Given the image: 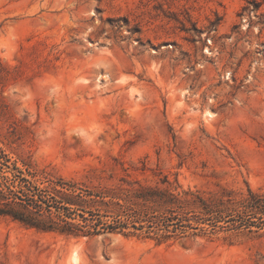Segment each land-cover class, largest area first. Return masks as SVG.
<instances>
[{
	"label": "rangeland",
	"instance_id": "obj_1",
	"mask_svg": "<svg viewBox=\"0 0 264 264\" xmlns=\"http://www.w3.org/2000/svg\"><path fill=\"white\" fill-rule=\"evenodd\" d=\"M56 178L264 201V0H0V186ZM254 204L168 241L0 216V264H264Z\"/></svg>",
	"mask_w": 264,
	"mask_h": 264
},
{
	"label": "trees",
	"instance_id": "obj_2",
	"mask_svg": "<svg viewBox=\"0 0 264 264\" xmlns=\"http://www.w3.org/2000/svg\"><path fill=\"white\" fill-rule=\"evenodd\" d=\"M46 183L39 188L31 181L19 180L0 186V216L42 232L66 236L146 234L168 241L182 238L189 231L206 234L209 227L215 230L218 223L227 222L220 214L224 208L245 211L254 203L256 208L264 203L249 189L248 196L240 200L225 189L205 197L190 189L176 191L167 179L154 184L122 180L121 184L96 192L63 178L48 179ZM92 207L97 213L90 211ZM197 232L191 233L195 236Z\"/></svg>",
	"mask_w": 264,
	"mask_h": 264
},
{
	"label": "bare ground",
	"instance_id": "obj_3",
	"mask_svg": "<svg viewBox=\"0 0 264 264\" xmlns=\"http://www.w3.org/2000/svg\"><path fill=\"white\" fill-rule=\"evenodd\" d=\"M74 256V255H73ZM73 262L75 263L74 259H73ZM78 262V261H77Z\"/></svg>",
	"mask_w": 264,
	"mask_h": 264
}]
</instances>
